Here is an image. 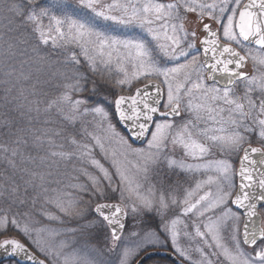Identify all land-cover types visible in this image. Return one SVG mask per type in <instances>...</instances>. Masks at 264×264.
I'll use <instances>...</instances> for the list:
<instances>
[{
	"label": "snow or ice",
	"instance_id": "snow-or-ice-1",
	"mask_svg": "<svg viewBox=\"0 0 264 264\" xmlns=\"http://www.w3.org/2000/svg\"><path fill=\"white\" fill-rule=\"evenodd\" d=\"M137 28L144 35L120 34ZM53 50L71 82L41 107ZM0 77L5 256L113 264L104 253L119 248L116 264H264V0H0ZM134 82L143 84L134 94L110 98ZM109 105L145 147L117 131ZM53 112L69 124L91 116L100 132L65 144L46 126ZM39 200L41 216L65 225L49 205L74 225L37 228L31 211H13ZM129 217L147 226L125 236ZM100 230L103 247H73Z\"/></svg>",
	"mask_w": 264,
	"mask_h": 264
},
{
	"label": "rangeland",
	"instance_id": "rangeland-1",
	"mask_svg": "<svg viewBox=\"0 0 264 264\" xmlns=\"http://www.w3.org/2000/svg\"><path fill=\"white\" fill-rule=\"evenodd\" d=\"M190 15V19H192L193 21H195L196 17H195V14H189ZM205 22H209L211 23L210 21H205ZM213 28H216L217 25L216 24H212ZM190 27H195L197 32H198V35L200 36V39L203 38V33L201 31V27L197 24H193V25H190ZM120 34H127V35H130V36H141V35H144L142 30L141 29H123L122 33ZM197 47L200 48L201 47V44L199 43V40L197 41ZM203 57H201L202 59ZM51 60V63H55L56 62V59L55 57L51 56L50 58ZM57 66L58 64L55 65H50V70H52L54 72L55 68L57 69ZM62 71H69V70H66V69H62ZM70 72V71H69ZM245 72H247L249 75H252L254 73V69H253V63L251 61V59H249V63H248V67L247 69L245 70ZM64 74L61 73L58 77L52 75L50 72H47L41 76V80L42 81H45L47 80L48 82L47 83H42L41 85L38 86L39 89L42 90V94L37 97L40 101H41V107H43L47 102V96L49 94V92H51L53 89L51 86H58V85H61V88L64 87V85L66 83H70L69 79H68V76H65V77H62ZM55 78H56V82H55ZM0 79H2V77H0ZM143 85L141 82H134L133 86H132V89L129 90L127 88L121 90V89H115L116 92H118L120 95H131L133 94L134 90L136 87H139ZM27 87V85H26ZM238 92H240V94L242 95V90L241 89H238ZM3 92H2V88L0 89V95H2ZM74 98H80L78 95H75ZM82 99V98H81ZM57 116V114L55 115ZM61 117V116H60ZM42 119L44 118V116L42 115L41 117ZM62 118V117H61ZM110 119H111V122L112 124L116 127L117 131H119L121 133V135L125 136L127 138V136L122 132V130L120 129L118 123L116 122V119H114V117L110 114ZM53 122L50 123L49 125H46L47 127H50V128H55V129H59L62 131L63 133V139H64V142L65 144L67 143V138H66V135L68 132L66 131H69L67 130V126L65 123H62L61 122V125H59L58 121H54V119H51ZM68 126H71L73 128H75V130L77 131H80L79 135H78V132H77V136L76 139H85V136H84V129L87 128L88 131H96L97 133L100 132V129H94V122H93V119L91 116H88V117H84L83 119H80V120H77L75 124H67ZM43 125H37V127H41ZM74 130V129H73ZM66 132V133H65ZM70 132V131H69ZM7 139V140H6ZM57 143H60L61 142V137H57ZM9 139L8 138H3L2 142L1 143H4V141H8ZM31 142V141H30ZM253 146L254 147H257V146H260L258 145L255 141L253 142ZM134 147V146H133ZM29 151L32 152L33 155H37V151L35 149H29ZM96 153H97V158H100L99 156V150L96 149ZM41 155L43 154V152L40 153ZM177 156H180L181 153L177 152L176 153ZM102 163H105V161L101 160ZM233 164L236 168L239 167V162L237 159L233 158ZM107 166V164H106ZM71 169V165L68 166V170L70 171ZM60 173L62 174L64 171H65V168L64 166L62 165L61 168H60ZM53 173L54 175H56V170L53 169ZM189 180H191L192 178H187ZM173 180H179L182 184L185 182L186 180V177L183 173H180L178 175H174L173 176ZM185 186H187L185 184ZM50 187H56V185L53 183L50 185ZM85 199H87V197H85ZM115 202H118V201H115ZM43 204V201L42 200H39L37 202V205H36V208L35 209H30V207H21L19 209H16V211H31V214H32V217H33V220L36 221L37 223H34V227H42V226H45V225H48L50 227H64V226H67V227H71L74 225V221H71L69 220L67 217H64L61 213H59L54 207L52 206H49V205H44V207L51 211V212H54L56 215H60L62 219L65 220V225H60L56 222H51L49 220H47L45 217L41 216L40 215V211H41V205ZM263 214H264V211H263ZM149 224H151L153 227L158 223V220L153 217L151 218L149 221H148ZM132 224H133V221L130 217L129 221H128V226L126 228V232H125V236H127L128 234V231H131V230H138L139 228L141 227H145L147 225H140L138 224L136 226V229H133L132 228ZM9 235L11 236H15V238L17 239H20L22 242L24 243H27V241L24 239V237L22 235H20L18 232H10ZM70 238V237H68ZM76 243L73 245V247H76V248H80L81 251H85L87 252L88 249H90L92 247V245H99L100 247H103L104 246V235H103V230H100L96 233V235L92 238L91 240V243L88 242V240L85 238V237H81V236H77L76 238ZM184 241L182 240V243ZM119 251V248H117L116 252H105L104 255L107 259L111 260L113 262V264H116V260H117V252ZM90 255H94V253H89ZM193 254V257L196 258L197 257V254L195 252L192 253ZM169 264V263H167Z\"/></svg>",
	"mask_w": 264,
	"mask_h": 264
},
{
	"label": "trees",
	"instance_id": "trees-1",
	"mask_svg": "<svg viewBox=\"0 0 264 264\" xmlns=\"http://www.w3.org/2000/svg\"><path fill=\"white\" fill-rule=\"evenodd\" d=\"M52 56L53 57H55V59H56V61H57V59H58V57H57V55H56V50H53L52 51ZM56 64H58L57 62H55V63H51L50 65H55L56 66ZM62 69H66L65 67H64V65L63 64H58V66H57V69L55 68V70H54V72L51 70L50 71V73L52 74V73H54L55 75L54 76H56V77H58L61 73H63L64 75L62 76V77H65V76H68V79H69V77H71V72H69V71H62ZM67 70V69H66ZM69 81L71 82V80L69 79ZM55 82H56V78H55ZM53 89H51L52 91L51 92H49V94H48V96H47V100L49 99V100H52V99H55V98H57L61 93H63L64 91H65V88L64 87H62L61 88V85H58V86H51ZM2 88V86H0V89ZM110 92H111V96H110V98H112V97H114L117 93H116V90L113 88V89H110ZM78 96L80 97V98H82V99H86V98H89V93L88 92H85V93H82V94H78ZM91 99L92 100H95V99H97V97H95V96H92L91 97ZM48 100V101H49ZM4 111V109H3V107H0V112H3ZM113 111V110H112ZM56 115V113L55 112H53L51 115H50V119H54V121L56 120V121H58L59 123V125H61V122L62 123H65L66 124V128H67V130H69V131H66V132H68L67 133V135H66V138L67 137H69V136H77V132H78V135H79V133H80V131H76L75 130V128H73V127H71V126H68L67 124H69L67 121H65V120H63V118H61L59 115H57V116H55ZM74 129V130H73ZM65 132V133H66ZM8 138L7 136H0V143L2 142V140H3V138ZM9 139V138H8ZM7 140V139H6ZM6 142H8V141H4V143H6ZM6 169V165H5V163L3 162V161H0V171H4ZM3 207H5V205L4 204H0V208H3ZM13 211H16V208H14L13 209ZM167 263H169L170 264V262L169 261H167ZM8 264H14V263H8ZM149 264H152V261L151 262H149Z\"/></svg>",
	"mask_w": 264,
	"mask_h": 264
},
{
	"label": "water",
	"instance_id": "water-1",
	"mask_svg": "<svg viewBox=\"0 0 264 264\" xmlns=\"http://www.w3.org/2000/svg\"><path fill=\"white\" fill-rule=\"evenodd\" d=\"M246 65H247V62H246ZM246 65L243 69L246 68ZM162 103H163V101H162ZM116 115H117L119 124L121 125L122 129L128 134L131 142L136 146H144L145 145L144 140H138L134 136H131L129 133L128 127L123 122L120 121L119 115L117 112H116ZM157 119H159V117H157ZM154 259H159V257H154ZM167 259L170 260L173 264H175V257H167ZM8 261L16 262L17 264H24L22 257H8V256H5L2 252H0V264H3V263L8 262ZM150 261L151 260L147 261V263Z\"/></svg>",
	"mask_w": 264,
	"mask_h": 264
},
{
	"label": "flooded vegetation",
	"instance_id": "flooded-vegetation-1",
	"mask_svg": "<svg viewBox=\"0 0 264 264\" xmlns=\"http://www.w3.org/2000/svg\"><path fill=\"white\" fill-rule=\"evenodd\" d=\"M238 168H239V167H238ZM238 168H237V169H238ZM237 179H238V178H237ZM233 210L235 211L236 209H233ZM263 211H264V210H263ZM262 215H264V214L262 213Z\"/></svg>",
	"mask_w": 264,
	"mask_h": 264
}]
</instances>
